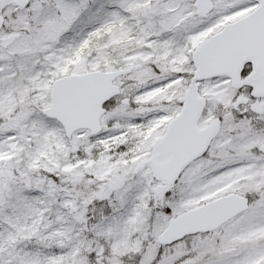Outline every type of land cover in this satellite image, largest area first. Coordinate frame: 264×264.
<instances>
[{"label": "snow or ice", "instance_id": "obj_1", "mask_svg": "<svg viewBox=\"0 0 264 264\" xmlns=\"http://www.w3.org/2000/svg\"><path fill=\"white\" fill-rule=\"evenodd\" d=\"M0 264H264V0H0Z\"/></svg>", "mask_w": 264, "mask_h": 264}]
</instances>
